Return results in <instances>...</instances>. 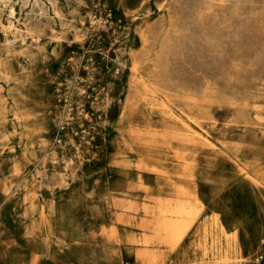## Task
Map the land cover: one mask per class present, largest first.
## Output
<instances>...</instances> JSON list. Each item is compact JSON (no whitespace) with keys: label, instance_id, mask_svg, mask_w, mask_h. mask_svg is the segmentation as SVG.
Returning a JSON list of instances; mask_svg holds the SVG:
<instances>
[{"label":"rangeland","instance_id":"rangeland-1","mask_svg":"<svg viewBox=\"0 0 264 264\" xmlns=\"http://www.w3.org/2000/svg\"><path fill=\"white\" fill-rule=\"evenodd\" d=\"M0 264H264V0H0Z\"/></svg>","mask_w":264,"mask_h":264},{"label":"bare ground","instance_id":"bare-ground-1","mask_svg":"<svg viewBox=\"0 0 264 264\" xmlns=\"http://www.w3.org/2000/svg\"><path fill=\"white\" fill-rule=\"evenodd\" d=\"M36 3H37V1H36ZM144 53H145V51H144ZM139 67L140 66L137 62L135 64H133L132 72H133L134 76L132 78H130V82H129V85L131 87L130 92L132 93L131 99H136V106L151 107V108H156V107L162 108V109H165V110L171 112V114L174 118H177L182 122H186L187 119L182 116L183 114L181 113L182 114L181 115L178 111L174 110L173 107H171L170 104L164 98L158 99V95L161 93L167 94V93L175 92L177 90V88L174 86L175 84L173 85L166 78H162V76L159 77V79H157L156 82H150V81L148 82V81L144 80V78H142L140 75H138L139 74ZM164 79H166L167 81H162ZM172 86H174L175 88H173ZM131 99H129V100H131ZM182 132H179V130L176 131L173 129L158 130V129H155V127H151V126H138V125H136V146L138 148H142L143 150L144 149L147 150L148 158H152L154 156L150 152H152L153 154L159 153L161 158H165V159L166 158H168V159L174 158V159L180 160L184 163H187L191 168L196 162V157H197L196 152L194 150H191V149H186V148H181L179 146H176V145H174V143H177V144H189V143H191V144H193V143H195V139L201 140L200 142H202V143H206V141H204L200 137L198 139V136L188 135L187 133H182ZM168 212L174 214L175 217L178 218L177 222L179 220L184 219L185 215L183 213L179 212L178 210H175L174 208L170 209ZM152 216H154V215H152ZM157 220H159V219H157ZM147 221H148V219H147ZM153 221H155V220H153ZM141 223H143V222H141ZM144 223H145V221H144ZM148 223H149V221H148ZM143 226H144V224H143ZM159 227H160V224H159ZM159 231H157V232H159ZM143 235H145V234H143ZM150 236H152V235H150ZM155 243H156V241H155Z\"/></svg>","mask_w":264,"mask_h":264}]
</instances>
